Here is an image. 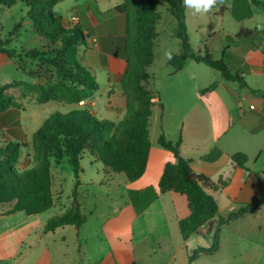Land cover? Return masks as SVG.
Returning <instances> with one entry per match:
<instances>
[{
  "label": "crops",
  "instance_id": "0c3cea01",
  "mask_svg": "<svg viewBox=\"0 0 264 264\" xmlns=\"http://www.w3.org/2000/svg\"><path fill=\"white\" fill-rule=\"evenodd\" d=\"M121 3L122 0H73L72 10L67 15L56 12L62 17L66 27H72L75 26L71 22L75 11H82L83 15L76 25L83 29L92 28L94 34L87 39L79 57L82 56L81 62L93 71L96 79L93 65L106 70L107 91L115 86L117 90L120 89V84L114 82V77L123 73L124 67L122 68V60L113 53L125 36L126 18L117 14L104 20L101 14ZM105 4L110 6L105 7ZM238 7L231 9L226 6L225 10L226 16L233 18L240 29L236 34V41L228 46L227 63L233 71L245 78L249 72H264V28L260 25L246 27L244 16ZM83 16L86 18L85 22L82 20ZM254 37L262 45L259 52L250 49L249 42L245 40H253ZM93 57L98 60L97 64H92ZM189 62L195 61L188 60L180 71H176L173 65L168 67L158 86L154 84V75L150 73L148 81H152L151 87L146 85L148 81L144 84L157 96L152 118L158 105L165 111L168 108L174 109L175 116L179 118L178 123L174 124L176 134H169L165 129L164 134L169 140L176 141L182 133L181 154L192 161L194 172L206 175L218 184V189L213 190L212 194L218 201L219 214L225 216L258 198L260 188L256 174L264 178V149L260 148L253 154L245 153L249 169L245 170L231 159L236 153H244L240 148L227 150L220 145V139L216 141L214 138V142L197 138L189 140L188 133L191 131L188 128L209 119L212 110V103L206 100L210 93L201 94L200 90L205 88H200L195 75L189 74ZM219 85L222 82L218 83L216 89ZM234 95L242 99L245 97L243 92H235ZM237 115L235 126L239 130L247 134H259L264 130V99L262 105L249 108L239 103ZM164 122L165 119L161 117V127H165ZM160 135L155 143L150 136L151 149L146 171L134 182L128 181L124 174L122 175L125 177H118L121 174L112 173L104 165L103 170L97 168L90 178L85 177V170L82 168L78 196L74 199L71 194L70 206H62L63 210L60 212L62 214L73 205H78L87 216V222L80 228L67 226L46 233L45 224L54 216H46L45 213L27 215L24 212L7 214L12 205L2 208L3 204H0V264H188L190 253L198 247V239L203 240L201 246H210L212 236L207 234L204 227L188 240L182 238L179 221L190 214L188 200L185 196L163 193L160 189L159 182L166 164L176 162L172 152L159 146ZM237 136L238 133L234 132L233 137ZM55 173L54 190L55 178H58ZM55 194L57 205L60 204L61 196L59 192ZM104 205L106 207L102 209ZM231 226L234 228L230 231L228 228ZM249 229L256 236L264 237V205L224 226L219 251L213 255H201L197 264H203L201 260L206 258L204 256H210L212 260H219L222 264H264V243H256L255 248L248 250L240 244V239L229 241L232 233L240 237L250 232ZM202 236H208V239ZM53 249L58 254H54Z\"/></svg>",
  "mask_w": 264,
  "mask_h": 264
},
{
  "label": "trees",
  "instance_id": "16d2710c",
  "mask_svg": "<svg viewBox=\"0 0 264 264\" xmlns=\"http://www.w3.org/2000/svg\"><path fill=\"white\" fill-rule=\"evenodd\" d=\"M162 1L176 19L175 36L182 46V53L171 57L168 64L175 66L176 71L182 70L188 60L206 64L219 71L224 80L238 84L240 90L249 91L264 99V92L252 89L244 76L233 71L224 59L216 60L207 46L203 52L194 51L188 34L187 7L183 0H122L120 5L101 16H126L127 33L123 57L127 67L123 73L114 77L121 83L123 96L126 98L125 117L119 124H115L107 119H98L87 109H75L67 114L54 113L34 134L36 154L33 160L30 155H26L25 159L32 161L29 164L23 161L22 166L17 163L22 150L28 145L23 141H0V204L12 205L7 214L24 212L27 215H39L52 209L56 199L54 170L64 159L74 173L72 197L76 199L83 171L82 156L86 152L112 173L124 174L130 182L144 175L151 149L150 120L157 98L144 83L151 77L147 68L156 59L155 47L159 36L157 24L160 20L158 7ZM18 2L27 5L28 19L33 23L39 39L60 47L55 51L52 63L65 82V95L69 97L67 101L80 103L97 98L100 85L91 69L78 56L94 30L89 27L83 29L79 25L66 27L62 17L55 12V7L61 0H0V12L2 9L12 8ZM253 2L264 5V1ZM214 8H219L221 14L226 10L224 4ZM19 27L20 25L15 26L11 36ZM9 43V39H3L0 35V53L14 58L16 52L8 48ZM217 87L218 82H214L200 92L206 94ZM5 99L7 97L0 94V104L6 103ZM182 143V133L176 141L167 139L164 133L160 135L159 146L172 152L176 162L166 164L159 186L163 193H176L188 200L190 214L179 221V230L184 240L204 227L207 234L212 236L210 246H198L190 253L188 264H197L201 255H213L219 251L224 226L264 205V178L256 174L260 193L255 201L221 216L218 201L212 194L213 190L218 189V184L208 176L194 172L192 161L181 154ZM231 159L238 167L249 170L246 166L248 156L245 153H236ZM86 222L87 216L78 205H73L64 213L48 220L44 230L48 233L67 226L80 228Z\"/></svg>",
  "mask_w": 264,
  "mask_h": 264
},
{
  "label": "rangeland",
  "instance_id": "374dc122",
  "mask_svg": "<svg viewBox=\"0 0 264 264\" xmlns=\"http://www.w3.org/2000/svg\"><path fill=\"white\" fill-rule=\"evenodd\" d=\"M111 1L119 2L120 0ZM72 3L73 0L61 1L57 5V8L55 7V12L58 14L62 12L67 15L72 10ZM223 4L231 9L239 6L238 10L244 16V25L246 27L260 25L264 28V5H257L253 0H226ZM223 4H220L219 7ZM104 6L110 5L105 4ZM158 12L160 20L157 24L159 36L155 47L156 59L147 68L148 73L154 75L153 79L155 82H153L156 86H158L160 78L165 74L168 67L171 66L167 64V60L169 59L167 53H171V57L182 53L181 41L175 36L176 19L170 14L164 1L159 5ZM27 13L28 7L22 2H18L10 9H2L0 12V35L3 39L10 40L8 48L16 52V57L14 58H8L6 55L0 53V94L4 98L5 96L7 97L5 99L6 103L0 104V141H4V139L14 142L23 141L28 145L27 148L22 150L20 161L17 163L19 166L23 165V161L29 164L33 160L36 154L34 149V134L54 113L67 114L75 109H87L98 119L113 120L115 124H119L126 114V98L123 96L121 83L118 82L120 84L119 90L115 86L110 91H107V72L102 67H97V65H93L92 67L96 70L97 81L100 85L97 98L80 103H70L67 101L69 97L65 95V82L60 78L52 63L56 55L55 51L59 50L60 47L46 40L41 41L39 39L33 28V23L28 19ZM74 14H77L80 21L83 15L82 11H75ZM114 16L116 15L103 19H110ZM186 18L188 34L194 51L203 52L205 46H207L216 60L224 59L227 62L229 54L228 46L234 40L236 41V34L240 32L239 26L234 22L233 18L226 16L225 13L221 14L219 8H213L205 14L195 15L191 9L187 8ZM82 20L85 22L86 18L83 16ZM16 25H20V27L11 36ZM245 40L249 42L250 49L257 52L262 49V45L255 37L253 40H250V38H245ZM121 41L122 43L114 51L113 55L118 56L122 60V68L124 67L125 70L127 67V62L123 57L125 36ZM79 58L81 61L83 60L82 56ZM87 59L88 57H86ZM93 59L92 64H97L98 60L95 57ZM189 63L187 70L189 74L195 75L197 79L196 83L198 82L200 88H207L214 82H222V85H219L218 89L213 91V93L209 92L210 94L206 96V100L212 103L209 119L196 123V125L193 124L191 129L190 127L188 128L191 131V133H188L189 140L197 138L213 141L214 138V140L218 141L220 139V145L227 150L240 148L244 153L248 152L250 154H253L260 148L264 149V130L259 134H247L239 130L238 126H235L238 120V104L242 103L246 108L253 105H262L263 98L249 91L240 90L238 84L224 80L219 71L206 64ZM245 80L252 89L264 92V72L257 74L249 72L245 76ZM114 82L117 81L115 80ZM146 85L151 87L152 81H148ZM240 91L245 95L244 99L238 95H234L235 92L241 93ZM95 102L97 104H94ZM161 117L165 119V127H161ZM178 119L175 116L174 109L170 110L168 108L165 111L158 105L157 111L150 121L149 130L152 141L155 143L158 136L164 133V129L169 134L175 135L174 124L178 123ZM234 132L238 133V136L235 138L233 137ZM26 155H30L32 160L29 158L26 160ZM82 168L85 170V177L90 178L96 173L97 168L103 170L104 166L102 163L95 161L86 152L82 156ZM54 172H56L55 177H58L57 179L55 178L54 191L55 193L59 192V196H61L60 204L55 205L50 211L46 212V216L58 215L63 210L61 209L62 206H70V197L75 186L73 170L65 159L61 160V165L55 168ZM118 177L123 178L125 176L121 174ZM217 197H219V194H217ZM225 199L226 196L224 195ZM220 203L223 206L221 200ZM1 207L7 208L9 205L3 204ZM105 207V205L102 206V209ZM246 226H248V223H246ZM233 228L234 226H231L228 229L231 231ZM227 231H225L226 234L228 233ZM203 237L208 239V236ZM236 239H240V244L246 246L248 250L255 248L256 243H264V237L256 236L253 231L246 232L240 237L232 233L229 241L233 242ZM198 241V246L203 245L202 239H198ZM53 250L54 254H58V251ZM204 257L206 258L201 260L203 264H222L219 260H212L210 256Z\"/></svg>",
  "mask_w": 264,
  "mask_h": 264
},
{
  "label": "clouds",
  "instance_id": "9594fccd",
  "mask_svg": "<svg viewBox=\"0 0 264 264\" xmlns=\"http://www.w3.org/2000/svg\"><path fill=\"white\" fill-rule=\"evenodd\" d=\"M184 5L191 9L193 14H205L210 12L214 7L223 3V0H183ZM171 58V53H167Z\"/></svg>",
  "mask_w": 264,
  "mask_h": 264
},
{
  "label": "built area",
  "instance_id": "2783aa9c",
  "mask_svg": "<svg viewBox=\"0 0 264 264\" xmlns=\"http://www.w3.org/2000/svg\"><path fill=\"white\" fill-rule=\"evenodd\" d=\"M72 21V23H78V21H79V17L77 16V14H74L73 16H72V19H71ZM241 107V106H240Z\"/></svg>",
  "mask_w": 264,
  "mask_h": 264
}]
</instances>
